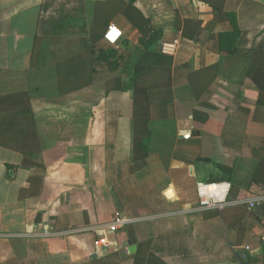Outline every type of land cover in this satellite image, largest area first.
<instances>
[{
  "label": "crops",
  "instance_id": "1",
  "mask_svg": "<svg viewBox=\"0 0 264 264\" xmlns=\"http://www.w3.org/2000/svg\"><path fill=\"white\" fill-rule=\"evenodd\" d=\"M130 3L162 31L161 44H174L173 89L188 90L189 74L217 66L196 104L182 90L181 100L149 106L144 157L133 139V94L122 90L131 74L98 58L108 26L122 32L113 47L122 60L140 47L121 12ZM223 5L227 20L203 0H0V264H132L128 228L102 250L94 229L115 213L132 220L138 239L158 219L167 230L200 225L207 209L197 187L205 183L225 221L245 213L240 239L236 221L225 232L236 262L218 264H264V186L242 192L231 178L264 162V0ZM176 15L202 21L197 40L174 30ZM212 109L224 114L218 142L237 153V172L200 159L198 124ZM252 200L261 204L249 210ZM159 264L172 263L164 253Z\"/></svg>",
  "mask_w": 264,
  "mask_h": 264
},
{
  "label": "trees",
  "instance_id": "2",
  "mask_svg": "<svg viewBox=\"0 0 264 264\" xmlns=\"http://www.w3.org/2000/svg\"><path fill=\"white\" fill-rule=\"evenodd\" d=\"M224 1L203 0L204 3L217 10L222 19L227 20L229 16L223 10ZM121 12H123L130 24L140 33V47H137L126 60H122L123 63L121 65L118 63V59L121 56L113 47H108L105 51L100 52L101 55L98 58L100 61L107 63L110 72L119 69L122 73L131 74L122 90H131L133 94L135 106L133 139L134 144L137 145V148H140L144 157L146 156V141L148 138L146 126L149 120V106L154 103H167L173 99L181 100L182 95H184L182 90L183 92L187 91L185 94L189 96L187 103L190 105L196 104L214 81L217 66L208 67L189 74L187 77L188 90L186 88L173 89L171 83L172 57L163 54L161 51L156 52L155 49L162 39V31L152 28L149 20L139 10L134 8L131 3ZM100 21L104 22V18L98 20V22ZM202 26V21H182L178 15L175 16L173 21L174 30L179 31L181 29L182 36L192 41L198 39ZM91 34L92 40L96 39L94 35L98 34L92 31ZM104 34H102V38ZM254 66L253 63L248 64V76H250ZM219 117L220 120L223 119L224 114L222 113L220 116L218 110L212 109V113L201 118L202 123L198 124L200 125L198 127L199 135L202 138L200 159L210 160L222 172L229 174L231 171L237 172L241 168V165L239 160H237V153L221 147L218 142L221 127L219 125L216 127V125ZM203 123L206 125L203 126ZM205 138H210L211 142H205ZM234 156H236V159ZM224 157L227 159H224ZM231 176L233 188L239 187L242 192L246 191L253 182L264 186V162H257L255 164L251 176L237 174ZM246 208L248 207L246 206ZM202 216L203 221L200 225L194 227L183 225L180 228L178 227L177 230H167L168 226L165 225L167 224L165 219L155 220L157 234L152 233L153 231L150 230L148 235L143 239H138L134 234V223L128 225L126 228H128L129 243L136 245V250L129 260L132 264H154L155 261L159 263L164 257V253H166L168 261L172 264L175 262H178V264L236 262L237 258L225 242V232L227 226L236 221L239 226L238 236L240 239L244 230L239 222L245 216V213L237 214L232 222L225 221L223 211H220L219 208L207 209L203 212ZM159 226L162 230L161 232L158 228ZM191 235L194 236L195 241L193 247H190L189 242L187 243V237ZM163 248L167 249V251H162ZM158 251L161 255L157 253ZM105 259L94 261L93 264H106L108 261H105ZM111 261L109 264L119 263ZM241 264H249V261L244 260Z\"/></svg>",
  "mask_w": 264,
  "mask_h": 264
},
{
  "label": "built area",
  "instance_id": "3",
  "mask_svg": "<svg viewBox=\"0 0 264 264\" xmlns=\"http://www.w3.org/2000/svg\"><path fill=\"white\" fill-rule=\"evenodd\" d=\"M122 38V32L115 26H108L104 34V42L109 47H115L118 45ZM174 44L163 43L161 44V52L167 56L174 54ZM189 134L184 135L183 139L188 140ZM209 185V184H206ZM200 185L197 187L198 195V207L201 209H215L218 208V198L203 194L199 191ZM261 204L260 200H252L248 203V209L253 210ZM132 224V220L125 217L122 213H115L111 220L104 225L96 227L94 230L99 236V240L96 242V247L100 250L109 248L112 245V238L115 234Z\"/></svg>",
  "mask_w": 264,
  "mask_h": 264
},
{
  "label": "bare ground",
  "instance_id": "4",
  "mask_svg": "<svg viewBox=\"0 0 264 264\" xmlns=\"http://www.w3.org/2000/svg\"><path fill=\"white\" fill-rule=\"evenodd\" d=\"M200 187H199V191L202 192L203 194H206V195H210L213 197L216 198H219L214 192H211V189H212V185H206V184H199ZM211 187V188H208V187Z\"/></svg>",
  "mask_w": 264,
  "mask_h": 264
},
{
  "label": "rangeland",
  "instance_id": "5",
  "mask_svg": "<svg viewBox=\"0 0 264 264\" xmlns=\"http://www.w3.org/2000/svg\"><path fill=\"white\" fill-rule=\"evenodd\" d=\"M118 63H119L120 65L123 63V62H122V57H121L120 59H118ZM127 80H129V79H127ZM125 229H127V228H125ZM161 231H162V230L160 229V232H161ZM94 232H95V231H94ZM144 232H145V231H143V230H142V232L140 231V235H143ZM153 233H154V234H157V230H154ZM115 235H116V234H115ZM115 235H114V236H115ZM94 237H95V239H97V240H96V242H97V241L99 240V236H97V234H96V236L94 235ZM173 243H175V242L173 241ZM153 261H154V260H153ZM119 263H120V262H119ZM120 264H122V262H121ZM124 264H130V262H127V261L125 262V261H124ZM154 264H159V263H158L157 261H155Z\"/></svg>",
  "mask_w": 264,
  "mask_h": 264
},
{
  "label": "water",
  "instance_id": "6",
  "mask_svg": "<svg viewBox=\"0 0 264 264\" xmlns=\"http://www.w3.org/2000/svg\"><path fill=\"white\" fill-rule=\"evenodd\" d=\"M156 52H160L161 51V43L159 42L158 45L156 46ZM205 162H209L208 160L205 159ZM92 258H95V255H93Z\"/></svg>",
  "mask_w": 264,
  "mask_h": 264
}]
</instances>
